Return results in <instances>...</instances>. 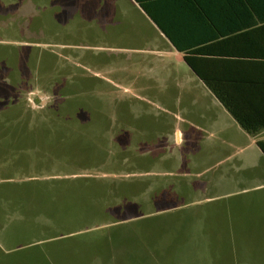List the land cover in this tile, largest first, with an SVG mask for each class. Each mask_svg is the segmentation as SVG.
I'll return each instance as SVG.
<instances>
[{"label":"rangeland","instance_id":"1","mask_svg":"<svg viewBox=\"0 0 264 264\" xmlns=\"http://www.w3.org/2000/svg\"><path fill=\"white\" fill-rule=\"evenodd\" d=\"M10 2L2 1L7 8ZM46 4L29 23L0 15V146L9 149L0 162V188L20 178L71 176L72 192L77 182L72 175L91 174L85 185L90 192L101 185L96 211L102 214L85 225L102 226L84 239L0 255V264H264V188H258L264 182L235 170L224 183L211 182L248 151L230 149L225 136L189 127L199 120L187 113L189 103L178 100L181 87L168 77L172 70L158 69V56L112 52L105 47L116 40L68 32L75 29L72 20L65 29L61 11ZM111 127L121 131L126 150H146L147 159L158 161L156 178L142 181L164 180L165 186L208 181L206 193L197 194L203 195L199 203L190 207L187 197L176 194H111L114 185L125 190L137 179L112 175L132 152L106 140ZM237 138L231 134V140ZM226 152L230 162L215 166ZM75 206L65 204L64 218ZM80 211L81 206L76 215ZM23 233V241L34 237Z\"/></svg>","mask_w":264,"mask_h":264},{"label":"crops","instance_id":"2","mask_svg":"<svg viewBox=\"0 0 264 264\" xmlns=\"http://www.w3.org/2000/svg\"><path fill=\"white\" fill-rule=\"evenodd\" d=\"M2 1L0 15H12L19 25L22 20L29 23L35 18L37 7L45 1L46 7L56 6L58 13L61 11L62 26L65 27L72 20L75 29L68 32L97 40H116L115 45L105 47L112 52L158 56V69L172 70L173 74L168 77L181 87L178 100L189 103L187 113L199 120L197 124L189 123V127L210 135L225 136L223 143L230 149L248 151L238 163L235 161L236 165L225 166L217 179L211 182L217 186L224 183L233 170L237 176L264 182V155L257 146L258 141H264V128L254 135L246 133L183 59L184 54L196 58L201 70L234 94L232 101L252 102L260 118L264 119V0H141L148 13L136 0H12L10 4L14 5L9 8ZM24 46L31 48L32 44L24 43ZM167 57L175 63L167 62ZM110 129L111 132L105 133L106 140L115 145L118 151H131L126 150L127 141L126 144L121 142V131L113 127ZM232 133L238 136L237 140H231ZM6 149L0 146V162L9 156ZM144 151L139 149L136 152L133 149L131 156L127 154L125 165H117L116 170H111L117 178H137L136 188L135 185L126 184V189L122 190L114 185L111 194H176L174 198L177 199L185 200L183 198L187 197L190 207L199 203L203 195L198 197L197 194L206 193L208 181L200 183V180H196L184 185L176 180L172 186H165L164 180L142 181V178H156V174H159L154 168L158 161L147 159ZM210 151L214 152L213 149ZM138 152L143 155L140 156ZM134 155L138 160H134ZM231 158L232 155L226 152L216 159L214 165H225ZM202 174L196 173L195 176L199 179ZM75 176L72 175L77 181L73 182L76 190L72 192L71 176H64L62 180L51 176L45 177V180L20 178L17 182H8L11 184L9 188H0V255L13 256L29 248L51 246L71 237L84 239L100 229L102 225L98 223L97 226H87L85 223L91 222V218L98 222L102 214V211H96V200L99 201L102 195L101 185L93 192L87 191L85 182L91 178L87 181L85 178L92 175ZM103 176L101 178H106ZM258 188H264V184ZM156 190L160 191L153 193ZM67 203L81 206L79 214L76 215L79 206H75L64 218ZM79 220H82V226ZM208 221L209 217L204 220ZM66 223L68 230L62 231ZM73 223L75 226L71 228ZM223 231L221 239L224 241L226 237ZM21 232L34 237L23 241L20 238L24 237L19 236ZM34 232L37 235H33ZM74 256L79 257L77 254Z\"/></svg>","mask_w":264,"mask_h":264},{"label":"trees","instance_id":"3","mask_svg":"<svg viewBox=\"0 0 264 264\" xmlns=\"http://www.w3.org/2000/svg\"><path fill=\"white\" fill-rule=\"evenodd\" d=\"M136 1L139 3L140 7L148 13L146 5L141 0ZM183 59L193 73L206 85L246 133L254 135L257 131L264 128V119L260 118L252 102L232 101L231 97L234 96V94L229 92L226 87L222 86L218 80L208 76L206 72L201 70L199 68L200 63H198L196 58L190 56V54H184ZM257 146L264 155V141H258Z\"/></svg>","mask_w":264,"mask_h":264},{"label":"clouds","instance_id":"4","mask_svg":"<svg viewBox=\"0 0 264 264\" xmlns=\"http://www.w3.org/2000/svg\"><path fill=\"white\" fill-rule=\"evenodd\" d=\"M51 99V98H50Z\"/></svg>","mask_w":264,"mask_h":264}]
</instances>
